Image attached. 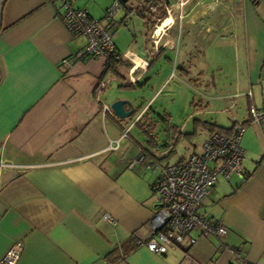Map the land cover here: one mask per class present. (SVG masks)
I'll return each instance as SVG.
<instances>
[{"label": "crops", "instance_id": "crops-1", "mask_svg": "<svg viewBox=\"0 0 264 264\" xmlns=\"http://www.w3.org/2000/svg\"><path fill=\"white\" fill-rule=\"evenodd\" d=\"M147 1L123 5L119 23L135 12L142 35L129 45L114 39L122 55L119 80L145 92L148 69L163 56L165 64L185 68L179 80L205 86L204 107L194 113H214L194 119L193 132L200 121L227 129L237 120L246 123L240 141L245 177L214 184L198 208L227 225L226 236L193 233L196 242L187 250L165 254L142 245L116 264H264V117L253 123L249 113L251 106L264 111V0H158L171 10L157 43L153 22L160 11L145 19L135 9ZM85 44L45 0H0V162L10 163L0 166V262L22 243L16 264H110L113 249L122 254L151 237L149 221L161 207L152 188L158 177L139 173L135 162L158 161L134 123L145 109L156 111L147 106L148 96L140 108L129 92L111 89L105 96L109 84L99 82L114 75L100 79L103 57L75 56ZM217 71L224 74L217 78ZM173 72L165 71L163 81ZM115 99L128 100L125 109L136 117L105 110Z\"/></svg>", "mask_w": 264, "mask_h": 264}, {"label": "built area", "instance_id": "built-area-1", "mask_svg": "<svg viewBox=\"0 0 264 264\" xmlns=\"http://www.w3.org/2000/svg\"><path fill=\"white\" fill-rule=\"evenodd\" d=\"M45 1L59 10V16L72 36L86 37L85 47L76 53V57H103L105 60L114 56L120 57L115 47L113 32L107 28L108 23H103L101 19H90L87 9L76 6V0ZM150 2L152 4L147 10V15L151 18L155 17L160 7L165 14L171 10L170 6L158 0H150ZM118 9H120V4L115 0L114 4L106 10L104 19L106 21L112 19ZM165 19L167 18L163 19L158 16L154 21L152 36L155 43L159 35L158 28ZM63 62L69 65L67 58H63ZM105 85L106 82L103 81L101 88ZM105 110L111 111L108 106H105ZM249 111L251 121L260 123L264 117V111L254 106L249 107ZM235 124L236 129L233 136L212 132L210 138L204 141L203 150L198 154L192 153L186 159L174 163L151 162L155 165H149L148 168L152 167L159 171V177L153 188L159 195L161 207L149 221L151 237L146 241L142 240L141 246H145L152 252L166 253L169 250H177L178 246L195 243L196 237L193 233H199L205 237L222 238L226 236L227 225L220 221H211L200 213L198 208L201 207L212 186L218 182L220 177H225L227 180L236 175L241 178L245 177L243 167L245 151L240 141L246 123L237 120ZM9 164L0 162V166ZM106 219L111 220L109 215ZM22 249V243L14 244L6 252L0 264H16L21 258ZM230 251L234 257L241 256L240 249L232 248Z\"/></svg>", "mask_w": 264, "mask_h": 264}, {"label": "rangeland", "instance_id": "rangeland-1", "mask_svg": "<svg viewBox=\"0 0 264 264\" xmlns=\"http://www.w3.org/2000/svg\"><path fill=\"white\" fill-rule=\"evenodd\" d=\"M115 0H78L77 4L80 7H87L90 11V14L94 17V19H99L103 18L105 15L106 10L108 9L109 6L114 4ZM135 13V12H133ZM131 14L128 18H126V22L119 23L120 18L125 14V8L123 6H120V9L117 10L113 18L109 21V24L107 26L108 30H110L113 35V39L118 40L120 43H124L129 45V43H133V38L136 37V40H139L141 37V33H139L137 29V24L141 22V18H139L136 14ZM103 19V23H108ZM116 21V23H115ZM133 28L138 31L135 35L133 34ZM140 44V43H139ZM173 56V55H172ZM173 58V57H172ZM204 58L203 55H199L198 59ZM195 59L191 60V63H196ZM172 62V61H171ZM169 61H167L168 64L164 63V56L162 57L161 60H158L157 62H154L151 66V68L148 69V75L150 76V80L148 81V85L146 84V91L143 92L141 90H138L133 88L132 90L128 89H121L118 88V85L121 84L116 76L111 77L110 80L111 82L107 86V89L103 91V94L105 96L110 95L111 89H114L113 91H116V93L125 92L128 93L129 95L134 99V104L139 105L138 107H142V99H150L149 103L144 102L147 104H151L152 109L156 111L154 113L155 119L159 118L160 115L158 113L162 112L163 110L167 111L168 113L172 114V123L177 124L180 126L179 128L185 132H190L192 134L188 136H183L181 135V139H177L176 143L174 144V152L171 154V156L168 158V160H164L163 162H168V163H174L175 161H180L182 158L186 159L190 154L192 153H199L203 149V143L206 140L208 136L207 129L203 127V125H198L196 127V131L193 132V127H194V119L202 118V119H208L209 116H212L214 113H209V114H195V108L190 106V103L196 104L195 106H198L200 102H206L205 98L203 97V90H205L204 85H200L199 82L195 81V84L191 82V85L189 83H184L181 80H179V71L182 66H178L177 68L171 65ZM191 65V64H190ZM192 66V65H191ZM191 66H189L191 68ZM194 68V66H192ZM186 69H189L188 67ZM170 70L174 71L173 74L169 77L166 82L163 81V76L165 71ZM225 73V70H224ZM221 71H217V74L214 75L217 78H219L222 74H224ZM123 83H128L123 81ZM150 96V97H149ZM148 101V100H147ZM141 103V105H140ZM142 113V112H141ZM226 115V113H225ZM221 117V115H219ZM227 116V115H226ZM164 121L161 119L159 121V125L165 124L163 123ZM187 123V126L185 127L183 124ZM198 123V122H197ZM139 135V134H138ZM138 139L143 143L141 137L139 136ZM144 144V143H143ZM135 148L137 146H134ZM146 147V145H145ZM148 151L150 153L155 154L158 156L160 153L161 155L163 152L167 150L165 147V150H162V152H156L152 149H149L147 147ZM142 155V154H141ZM152 156V155H151ZM140 160V159H139ZM141 161L138 163L135 162L137 165V168L139 169V173L143 174H152V177H158L159 171L153 170V168H148L147 165H155L154 163L151 164L152 161H149L148 158H144V163L142 162V167H141ZM136 171V169H135ZM221 178V179H220ZM218 180L220 183L223 182L225 178L220 177ZM233 179V178H232ZM226 180V179H225ZM231 180V179H230ZM215 183V184H216ZM157 194V193H156ZM156 196H154V199ZM234 264H241V260H234Z\"/></svg>", "mask_w": 264, "mask_h": 264}, {"label": "trees", "instance_id": "trees-1", "mask_svg": "<svg viewBox=\"0 0 264 264\" xmlns=\"http://www.w3.org/2000/svg\"><path fill=\"white\" fill-rule=\"evenodd\" d=\"M116 1L119 2L120 6L126 5V0H116ZM151 4H152V2H150V0H149V1H147V4L145 3L144 6H140V5L136 6L135 9H137L138 15L142 16L145 19H147V18L151 19L150 15H147V10L149 9V6ZM159 11H160V13H158ZM157 13H158L159 18L164 19L165 12L162 9V7H160L158 9ZM87 15L90 19H93V17L90 15L88 10H87ZM104 17H105V15H104ZM104 17L102 19L101 18H99V19L103 20ZM109 21H108V23H109ZM153 24H154V22H153ZM119 56H120L119 58H116L114 56V57H110V59H107L105 65H104L103 73L101 74V77H100L101 80L106 79L107 76L110 74L116 76V78L118 80L121 79L120 77H122V75H121V72L119 70L120 69L119 67L121 66L122 55L120 54ZM86 57H91V56H86ZM86 57H81V58H86ZM180 69L182 72H185V68H180ZM119 81L122 82L121 80H119ZM102 82L103 81L99 82L98 87L101 85ZM110 82H108V83L106 82V85L109 84ZM118 86L120 88L124 87V88L130 89V88L134 87V84L121 83ZM191 105L195 109H197V107L201 108V106L204 107L201 103L198 106H195L196 104H194V103H191ZM149 106L150 105H148V107ZM135 115H136V113L134 115L132 114V116H135ZM158 115H160V116L156 120L155 115H153L151 113V111L147 108L143 111V113H141L138 116V118H136L134 126L137 128L136 130L138 131V133L141 135L142 139L144 140V142L146 144V148L148 147L149 149H152L156 152L162 151V149L165 147L167 149H170L167 154H164L161 157L156 156L155 154L153 155V153H151V155H153L155 157V160L158 161L159 164H163V161L165 159H168L170 157V155L174 152L173 146L176 142L175 138L180 139L179 137L181 135L186 136V135H190L192 133H185L184 134L182 132H179V126H177L175 123H172V120H171L172 115L167 113V111L163 110L162 112L158 113ZM161 119L164 121L163 123H165V124H163V125L161 124V126H160L159 121ZM200 123L203 125L204 128L210 129L211 132L219 133V134H222V133L225 134L226 133V136H233L235 129H236V124H234L233 127L227 129L226 127H223V126L218 127V125L214 124V122H201L200 121ZM172 141H173L172 147L169 148L170 142H172ZM260 159L261 160L264 159V154L261 156ZM180 161H182V160H180ZM158 162H156V163H158ZM160 162H162V163H160ZM156 181H155V183H156ZM154 184H152V188H153ZM140 242H142V241L141 240L140 241L135 240L134 244L130 245L129 248H125L126 250H123L122 254L120 253V250L113 249V251L108 254V262H110V264L118 263V261H121L122 259L126 258L128 255H130V253L134 252L137 249V247L141 246ZM189 245H187V246H189ZM178 248L187 250L189 247H186L185 245H183L180 247L178 246ZM117 251H118V255L114 256V254H116ZM169 251H166V252H169ZM160 254H165V253H160Z\"/></svg>", "mask_w": 264, "mask_h": 264}, {"label": "water", "instance_id": "water-1", "mask_svg": "<svg viewBox=\"0 0 264 264\" xmlns=\"http://www.w3.org/2000/svg\"><path fill=\"white\" fill-rule=\"evenodd\" d=\"M125 103H129L128 100L126 99H115L114 101H112V103L110 104V108L111 110H113L114 114L118 117V118H124L127 117L128 115H132L133 114V109L127 110L125 109L124 104Z\"/></svg>", "mask_w": 264, "mask_h": 264}, {"label": "bare ground", "instance_id": "bare-ground-1", "mask_svg": "<svg viewBox=\"0 0 264 264\" xmlns=\"http://www.w3.org/2000/svg\"><path fill=\"white\" fill-rule=\"evenodd\" d=\"M172 20V19H171ZM167 22V21H166ZM159 29V28H158ZM159 31V30H158Z\"/></svg>", "mask_w": 264, "mask_h": 264}]
</instances>
